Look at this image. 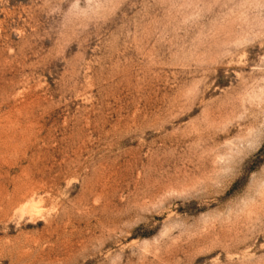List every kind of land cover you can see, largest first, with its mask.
Returning <instances> with one entry per match:
<instances>
[{
  "label": "rangeland",
  "instance_id": "rangeland-1",
  "mask_svg": "<svg viewBox=\"0 0 264 264\" xmlns=\"http://www.w3.org/2000/svg\"><path fill=\"white\" fill-rule=\"evenodd\" d=\"M0 264H264V0H0Z\"/></svg>",
  "mask_w": 264,
  "mask_h": 264
}]
</instances>
